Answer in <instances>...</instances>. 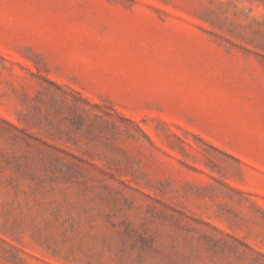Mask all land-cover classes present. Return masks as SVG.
<instances>
[{
	"label": "rangeland",
	"instance_id": "1",
	"mask_svg": "<svg viewBox=\"0 0 264 264\" xmlns=\"http://www.w3.org/2000/svg\"><path fill=\"white\" fill-rule=\"evenodd\" d=\"M0 264H264V0H0Z\"/></svg>",
	"mask_w": 264,
	"mask_h": 264
}]
</instances>
